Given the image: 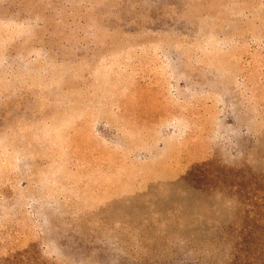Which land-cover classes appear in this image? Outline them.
<instances>
[{"label": "rangeland", "instance_id": "obj_1", "mask_svg": "<svg viewBox=\"0 0 264 264\" xmlns=\"http://www.w3.org/2000/svg\"><path fill=\"white\" fill-rule=\"evenodd\" d=\"M0 264H264V0H0Z\"/></svg>", "mask_w": 264, "mask_h": 264}]
</instances>
